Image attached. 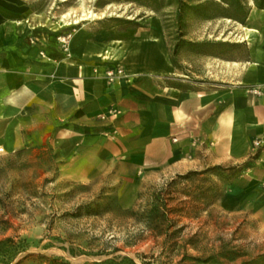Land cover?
<instances>
[{
	"label": "crops",
	"instance_id": "obj_1",
	"mask_svg": "<svg viewBox=\"0 0 264 264\" xmlns=\"http://www.w3.org/2000/svg\"><path fill=\"white\" fill-rule=\"evenodd\" d=\"M244 1L243 24L187 40L241 45L208 56L170 46L143 7L56 31L47 0H0V151L55 150L60 178L112 188L124 210L145 181L247 164L218 207L264 230V10Z\"/></svg>",
	"mask_w": 264,
	"mask_h": 264
},
{
	"label": "rangeland",
	"instance_id": "obj_2",
	"mask_svg": "<svg viewBox=\"0 0 264 264\" xmlns=\"http://www.w3.org/2000/svg\"><path fill=\"white\" fill-rule=\"evenodd\" d=\"M104 1L47 0L51 7L47 23L59 31L100 18H135L140 12L137 5L126 3L101 8ZM163 15L170 46L189 38L207 37L206 26L197 20L185 17L178 25L174 8ZM178 28L184 36L178 34ZM182 57L187 58L188 53ZM57 155L55 150L45 153L30 149L7 155L0 151V241L11 238L17 243L20 253L15 261L34 254L70 264L122 257L136 264H213L183 258L213 255L226 264H241L264 254V230H258L252 220L240 222V217L224 214L218 207V199L236 172L219 171L188 180H178L176 175L145 181L138 190L136 204L124 210L116 203L114 189L60 178ZM158 198L166 200L167 208L172 210L168 218L175 227L169 234L179 231L170 238L145 224L146 212ZM87 203L101 204L100 214L86 216L78 212ZM204 210L208 212L202 213ZM231 257H235L233 262L229 261Z\"/></svg>",
	"mask_w": 264,
	"mask_h": 264
},
{
	"label": "trees",
	"instance_id": "obj_3",
	"mask_svg": "<svg viewBox=\"0 0 264 264\" xmlns=\"http://www.w3.org/2000/svg\"><path fill=\"white\" fill-rule=\"evenodd\" d=\"M100 0H98L99 2ZM255 6L264 10V0H253ZM111 3H126L135 4L138 7H143L153 13L159 15L162 19L164 28L166 25L165 17L163 13H166L171 8L175 9V17L177 19L178 25L188 17L191 20H197L199 22L210 21L215 19L226 18L232 21L239 22L243 24L248 15V7L244 0H106L102 2L101 8L109 5ZM178 34L181 35V30L178 28ZM184 36V35H181ZM180 43L186 46H194L195 53L200 55L208 56H218L225 55L226 52L235 51L240 44H230L222 42H201L198 44L191 43L186 40L180 41ZM19 153V152H17ZM246 165L239 167H229L224 168L223 166L210 167L204 171L197 172L191 171L184 175H178L177 179L188 180L192 176L204 175L207 173H217L219 171H228L235 173L237 170L240 171L241 167H246ZM174 182L169 183L172 185ZM2 202L0 198V203ZM116 203L117 197H116ZM120 208V206L118 205ZM121 209V208H120ZM126 210V209H125ZM101 204L99 203H87L78 208V212H83L86 216H96L100 214ZM169 210L167 208L166 200L158 198L156 202L151 205L150 209L146 212L145 224L147 227L153 229L157 233H163L168 238L172 234H176L179 231L174 230L172 234H169V230L174 226L173 222L168 218ZM176 245V242H173ZM20 253V248L16 242L11 238H6L0 241V263L1 264H27L26 261H31L30 264H70L68 261L55 257H47L43 255L29 254L21 259L15 261L16 257ZM183 258H191L193 261L200 263H213V264H226V262H221L215 256H209L205 259L197 257H188L184 255ZM235 257L229 258L230 262H233ZM264 263V254L260 255L256 259L249 261H243L241 264H262ZM94 264H136L134 260L128 257L113 258L100 263Z\"/></svg>",
	"mask_w": 264,
	"mask_h": 264
},
{
	"label": "built area",
	"instance_id": "obj_4",
	"mask_svg": "<svg viewBox=\"0 0 264 264\" xmlns=\"http://www.w3.org/2000/svg\"><path fill=\"white\" fill-rule=\"evenodd\" d=\"M68 37H69L68 35H64V36H62V43H63V45L66 44V40H67ZM118 73H121V71L118 70Z\"/></svg>",
	"mask_w": 264,
	"mask_h": 264
}]
</instances>
